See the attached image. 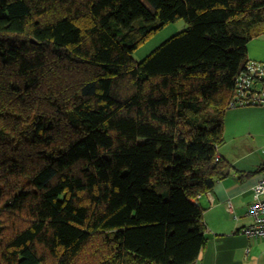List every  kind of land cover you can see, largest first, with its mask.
I'll return each mask as SVG.
<instances>
[{
	"label": "trees",
	"instance_id": "16d2710c",
	"mask_svg": "<svg viewBox=\"0 0 264 264\" xmlns=\"http://www.w3.org/2000/svg\"><path fill=\"white\" fill-rule=\"evenodd\" d=\"M262 32L264 0H0V264H195Z\"/></svg>",
	"mask_w": 264,
	"mask_h": 264
},
{
	"label": "crops",
	"instance_id": "0c3cea01",
	"mask_svg": "<svg viewBox=\"0 0 264 264\" xmlns=\"http://www.w3.org/2000/svg\"><path fill=\"white\" fill-rule=\"evenodd\" d=\"M248 57L264 62V32L249 41ZM232 108L239 109L226 113L225 141L218 148V155L231 165L229 175L195 199L204 209L208 236L195 264H264V238L249 239L238 232L251 221L247 213L264 171V107ZM223 237L230 238L233 247H220Z\"/></svg>",
	"mask_w": 264,
	"mask_h": 264
},
{
	"label": "built area",
	"instance_id": "2783aa9c",
	"mask_svg": "<svg viewBox=\"0 0 264 264\" xmlns=\"http://www.w3.org/2000/svg\"><path fill=\"white\" fill-rule=\"evenodd\" d=\"M231 107L260 105L264 107V62L252 60L236 80L234 98L229 103ZM220 156L216 157L219 160ZM254 199L249 206L247 215L250 223L243 227L249 238H264V171L256 183ZM231 208L232 205H229Z\"/></svg>",
	"mask_w": 264,
	"mask_h": 264
},
{
	"label": "rangeland",
	"instance_id": "374dc122",
	"mask_svg": "<svg viewBox=\"0 0 264 264\" xmlns=\"http://www.w3.org/2000/svg\"><path fill=\"white\" fill-rule=\"evenodd\" d=\"M186 29H187V23L184 19H179L173 23L165 25V27H163L158 32H156L151 38H149L146 42H144L134 52V55H133L134 59L138 62L144 60L148 55H150L156 48H158L166 40H168L169 38H171L175 34L181 32L183 30H186ZM237 109H239V108H228L226 110V113L227 114L233 113V112H231V110L235 111ZM245 239H247V238H244V240ZM220 243H221L220 247H226L227 249L229 247H233L230 243V238H228V237H223L220 240Z\"/></svg>",
	"mask_w": 264,
	"mask_h": 264
},
{
	"label": "bare ground",
	"instance_id": "6f19581e",
	"mask_svg": "<svg viewBox=\"0 0 264 264\" xmlns=\"http://www.w3.org/2000/svg\"><path fill=\"white\" fill-rule=\"evenodd\" d=\"M243 229V228H242ZM242 229H241V231H242ZM251 239H257V238H251Z\"/></svg>",
	"mask_w": 264,
	"mask_h": 264
}]
</instances>
